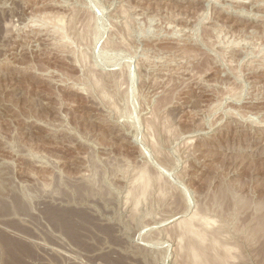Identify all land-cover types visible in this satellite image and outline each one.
I'll list each match as a JSON object with an SVG mask.
<instances>
[{
  "label": "rangeland",
  "instance_id": "1",
  "mask_svg": "<svg viewBox=\"0 0 264 264\" xmlns=\"http://www.w3.org/2000/svg\"><path fill=\"white\" fill-rule=\"evenodd\" d=\"M193 245L264 264V0H0V264Z\"/></svg>",
  "mask_w": 264,
  "mask_h": 264
},
{
  "label": "bare ground",
  "instance_id": "2",
  "mask_svg": "<svg viewBox=\"0 0 264 264\" xmlns=\"http://www.w3.org/2000/svg\"><path fill=\"white\" fill-rule=\"evenodd\" d=\"M144 175H146V174L143 173L142 176H144ZM145 177H146V176H145ZM145 177H144V178L142 177V179H144L145 182H146V178H145ZM142 179L140 178V180H142ZM142 181H143V180H142ZM143 182H144V181H143ZM194 213H195V212H194ZM185 214H186V213H185ZM192 214H193V213H192ZM197 214H198V213H195L194 216H192V218H194V220L196 219V217L200 218V216H195V215H197ZM198 218H197V219H198ZM201 218H202V217H201ZM186 219H187V218H186ZM197 219H196V220H197ZM205 219H206V218H205ZM205 219H203V221H201V222L203 223ZM200 220H201V219H200ZM200 220H199V221H200ZM189 221H191V218L188 219V221L184 220V222H183V219H182L181 222H183V223H184V226H185V227H184L185 230H184V228H183V232L185 231V232H186V235H187V234L192 235V238H195V241H196V242L194 241L195 243H198V245L201 243L202 248L204 247V248H207V249H208V247H207V246L205 247V245H204V241H205V240H206V241L208 240V239L206 238V234H205V232H207V231H205V229H203L204 232H200L201 230L198 229V227H197L196 225H195V229H194L193 225H192L191 222H189ZM197 221H198V220H197ZM199 221H198V222H199ZM205 221H206V220H205ZM181 222L179 223L180 225L178 224L179 226H181V224H182V226H183V223H181ZM192 222H193V221H192ZM165 223H166V222H165ZM203 224H204V223H203ZM203 224H202V225H203ZM205 224H206V223H205ZM207 224H209V220H208V219H207ZM210 224H211V221H210ZM210 224H209V225H210ZM176 225H177V224H176ZM202 225L200 226L201 229H202ZM207 226H208V225H207ZM207 226L204 227V225H203L204 228H206ZM196 227H197V230H199V231L196 230ZM200 227H199V228H200ZM75 230H76V229H75ZM181 230H182V229H181ZM185 232H184V234H185ZM181 234H183V233H181ZM72 235H73V234H72ZM207 235H208V234H207ZM182 236H185V235H182ZM187 236H188V235H187ZM187 236H186V237H187ZM208 236H209V235H208ZM187 238H188V237H187ZM189 239H191V238H189ZM193 240H194V239H193ZM212 240L215 241L214 238H213ZM3 242H4L5 246L13 248V244H12L11 242H8V241H6V240H4ZM190 242H191V241H190ZM212 244H213V243H212ZM214 244L216 245L215 242H214ZM214 244H213V245H214ZM191 245H192V244H191ZM191 245H190V246H191ZM196 245H197V244H196ZM196 245H193V246L196 247ZM203 245H204V246H203ZM215 245H214V247L217 246V245H216V246H215ZM201 246H200V247H201ZM195 247H190V250H189V251H191L190 253L192 254V257L194 256V257H193V258H194L193 260L195 261L194 264H196V261H197V262H198V261L200 262V260H201V262L203 261V263L200 262V263H198V264H204V263L207 264V263L209 262V260H211L212 257L214 256V255H213V254H214L213 252H212V253H213V254H212L213 256L210 254L211 252H210L209 250L212 251V249L209 248L208 251H209V254H210L212 257H211V259L208 258V259H209V260H208V259H206V258H207V256H208V257H210V256H209V255H205V254L208 253V251L205 249L204 251H206L207 253H206V252L204 253V251L202 252V251H201L202 249L199 250V249H200L199 246H198V247H199V248H198L199 251H197V250H196L197 247H196V248H195ZM188 248H189V247H188ZM224 248H225V246H223V249H224ZM227 248H228V247H227ZM213 249H214V248H213ZM225 249H226V248H225ZM225 249H224V250H225ZM228 249H229V248H228ZM228 249H227V250H228ZM214 250H215V249H214ZM18 251H19V250H18ZM215 252H216V251H215ZM225 252H228V253H227L228 255H227ZM25 253H26V252H25ZM188 253H189V252H188ZM190 253H189V254H190ZM203 253H204V254H203ZM222 253H223V252H222ZM217 254H218V253H217ZM7 255H8V254H7ZM204 255H205V256H204ZM224 255L230 256V251H229V250H228V251L225 250V251H224ZM215 256L217 257V255H215ZM220 256H221V255H220ZM20 257H21V256H20ZM224 257H225V256H224ZM205 259H206V260H205ZM223 259H224V258H223ZM193 260H192V261H193ZM207 260H208V261H207ZM213 260H214V262H215L216 259L213 258L211 262H213ZM217 260H218L219 263L217 262ZM217 260H216V262H217L218 264H222L221 259H219V258L217 257ZM228 260H229L228 257H226L225 261L228 262ZM206 261H207V262H206ZM220 261H221V262H220ZM227 262H226V263H227ZM209 263H210V262H209ZM217 263H215V264H217ZM226 263H225V264H226ZM210 264H211V263H210ZM212 264H214V263H212Z\"/></svg>",
  "mask_w": 264,
  "mask_h": 264
}]
</instances>
